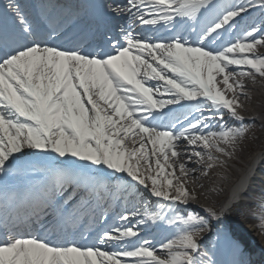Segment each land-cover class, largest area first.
I'll list each match as a JSON object with an SVG mask.
<instances>
[{"label": "snow or ice", "instance_id": "snow-or-ice-1", "mask_svg": "<svg viewBox=\"0 0 264 264\" xmlns=\"http://www.w3.org/2000/svg\"><path fill=\"white\" fill-rule=\"evenodd\" d=\"M0 7V264H213L199 243L209 231L208 219L195 210L171 217L183 231L159 246L143 239L147 202L135 216L122 217L137 219L136 226L102 233L99 247L80 243L88 239L80 226L107 198L113 177L130 184L126 195L143 188L169 205L187 207L198 200L181 177L208 175L210 169L201 170L200 163L208 160L214 167L219 161L212 152L229 155L219 144L232 148L246 135V129L224 123L225 112L242 123L238 100L245 85L236 77L264 78V57L254 55L264 49V26L217 51L203 45L236 30L239 18L254 8L264 12V0L216 13L197 44L175 37L142 39L121 28L123 44L110 40L112 51L95 52L54 47L18 2ZM218 8L217 0H125L123 6H106L142 27L172 29ZM228 93L236 96L229 100ZM178 105L192 114L172 119L166 109ZM29 152L65 163L49 166L23 193L8 191L4 181ZM21 207L27 215L15 211ZM204 213L220 220L213 210ZM148 215L159 223L163 214Z\"/></svg>", "mask_w": 264, "mask_h": 264}, {"label": "bare ground", "instance_id": "bare-ground-1", "mask_svg": "<svg viewBox=\"0 0 264 264\" xmlns=\"http://www.w3.org/2000/svg\"><path fill=\"white\" fill-rule=\"evenodd\" d=\"M116 1V0H115ZM120 0L116 1L117 3ZM248 0H241V4H245ZM121 6L125 4V0H123L121 3H119ZM128 20L126 17L125 19L121 20V22H124ZM241 27L244 28V31L251 30L253 25L248 22V18L242 22ZM242 33L237 35V38L242 37ZM145 39H150L145 38ZM254 55H258L261 57H264V49H259ZM220 77L217 78V85L219 88H221V91H224L225 86L221 82ZM236 81L238 83H241L245 85L243 89V97L239 98L238 102L241 105V108L238 111H243L248 116L253 118V121L249 123L248 130L251 131L254 129L255 125H259L262 130H264V78H261L259 76L253 75L251 78L248 77H236ZM231 82V81H230ZM252 91L250 93L245 92ZM252 93V94H251ZM228 98L230 100L234 99L236 96V93H228ZM254 99L260 100L261 106H255L253 101ZM220 121L215 122V130L219 131V125ZM229 128H237V122L228 119L225 123ZM258 140L264 141V132L259 133V131L254 132L253 136L251 138L247 137L246 135L239 140V142L232 148H229L227 146H224L223 151L228 152V156H222L220 154L214 155L212 152V155L216 158L219 163H216L213 167L211 165V162L208 160H204L200 163L199 168L201 170H209L208 175H201L197 174L196 178L193 179L190 176L189 177H181V174L179 172H176L175 175L177 177H181V183L184 184V187L192 194L196 195L198 197V200L195 203L191 204H199V207L202 208H215V206L218 205L219 200L222 197V194L225 192L224 187L225 185H230L234 182L235 179L238 178V169H242V172H246L247 169H249V173L253 169H255L257 166L261 164L264 160V144L262 142H258ZM243 145H245L243 147ZM32 152H29L27 155H30ZM23 155V154H22ZM190 167H194V165H189ZM220 175L221 180L223 181V184L221 187L216 184L217 176ZM186 180V182H185ZM248 206V207H247ZM247 210H246V220L250 223H253L252 227L250 226L248 228V231L250 234L254 237L257 236L259 240L264 244V234H262V230H264V221H262L261 218H264V214L261 211V209L253 208L251 207V204L247 203ZM198 209V208H196ZM201 210V209H198ZM226 213V212H225ZM237 216V213H234ZM137 219L130 220V224L135 223ZM233 232L231 233V235ZM258 234V235H257ZM171 235H177V234H171ZM230 235V236H231ZM263 235V236H262ZM167 241L166 239H162L156 243H154L155 246H159L163 242ZM253 263V261H252ZM123 264V261H122Z\"/></svg>", "mask_w": 264, "mask_h": 264}, {"label": "rangeland", "instance_id": "rangeland-1", "mask_svg": "<svg viewBox=\"0 0 264 264\" xmlns=\"http://www.w3.org/2000/svg\"><path fill=\"white\" fill-rule=\"evenodd\" d=\"M245 92H247V93H250V92H252V91H247V90H245ZM252 94V93H251ZM262 94H263V92H262ZM253 103H254V105L255 106H261L260 105V100H258V99H254V101H253ZM257 131H259V133H263L264 132V130H262L261 129V127L259 126V125H255L254 126V129L253 130H251V132L248 134V138H251L252 136H253V134H254V132H257ZM258 142H262L263 143V141L262 140H258ZM245 145H243V147H244ZM219 205L218 206H221V202H219L218 203ZM199 215H201L202 217H204L202 214H200L199 213ZM205 218V217H204ZM263 236V235H262Z\"/></svg>", "mask_w": 264, "mask_h": 264}]
</instances>
